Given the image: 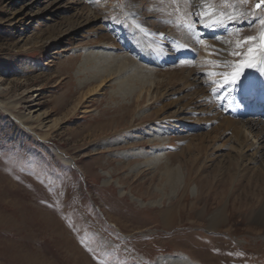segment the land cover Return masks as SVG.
I'll return each instance as SVG.
<instances>
[{
  "label": "rangeland",
  "instance_id": "obj_1",
  "mask_svg": "<svg viewBox=\"0 0 264 264\" xmlns=\"http://www.w3.org/2000/svg\"><path fill=\"white\" fill-rule=\"evenodd\" d=\"M11 1L0 0V101L14 104L15 115L36 111L44 115L40 122L46 128L54 120L58 126L42 139L45 128H35V137L0 110V264H178L182 259L190 264H264V224L248 217L264 202V172L239 153L214 148L225 144L215 135L229 131L225 118L236 120L225 114L220 101L227 100V90L209 100L197 96L204 114L192 113V124L184 116L181 121L187 124L182 125L169 118L174 109L166 108L170 98L155 99L148 86L149 75L196 69L203 72L200 87L214 89V78H222L216 52L205 53L211 69L200 70L197 58L204 55L199 40L218 42L221 52L260 48L264 10L253 13L257 0L246 5L228 0L233 7L227 8L222 0H181L180 12L172 0H63L53 8L45 0ZM85 8L93 9L99 21L84 17L86 10L80 9ZM200 9L223 10L236 21L214 17L227 18L222 24L229 26L223 30L217 24L218 33L209 39L198 27L213 20L201 19ZM129 10L146 33L144 40L164 42L170 29L171 55L184 49L194 55L168 62L170 53H156L165 61L155 68L144 62L155 53L138 55L129 48V54L119 53L130 60L129 72L126 68L118 76L120 83L106 82L88 96L106 75L102 73L116 68L117 60L100 58L99 38L124 39L111 16ZM190 11L195 14L188 16ZM170 21L191 23L192 35ZM248 36L257 39L249 45L243 42ZM233 63L226 61L227 73L237 66ZM162 195L168 197L160 208L147 205ZM212 217L220 220L215 229L208 227Z\"/></svg>",
  "mask_w": 264,
  "mask_h": 264
},
{
  "label": "bare ground",
  "instance_id": "obj_2",
  "mask_svg": "<svg viewBox=\"0 0 264 264\" xmlns=\"http://www.w3.org/2000/svg\"><path fill=\"white\" fill-rule=\"evenodd\" d=\"M17 1L18 0H12L11 3H16ZM62 1L63 0H45V2L47 3V6H50V8H53L54 6H56L57 4H59ZM30 2H32V1H30ZM24 5H25V3H24ZM58 9L59 8L56 7L54 10H52L50 12V14L51 13L52 14L55 13V15H56V12H57ZM112 9L114 10L115 8L112 7ZM84 10H86V8L85 9H82V10L80 9V13H83L82 11H84ZM106 10H108V9H106ZM121 10L122 9H119V10L117 9V13L119 11H121ZM133 10H134L133 12H135V17L136 18H140V17H138V12L140 11L139 8L135 7V8H133ZM19 11H20V9H19ZM38 11H42V10H38ZM92 11H93V9H92ZM92 11L89 10V9H87L83 13L84 14V17L87 16V17L90 18V20H92L94 22H98L99 21V16H97L94 13H92ZM130 11L131 10H129V13H122L121 15L119 14L120 15L119 16L120 17V20L121 21L124 20L125 14H130L129 15L130 21L132 23H134L135 25H138L137 22H136V19H135V21L132 20L131 17L133 16V14H131ZM114 12H115V10H114ZM16 13L17 12H15L14 14H16ZM100 13H102V12H100ZM110 15H111V13H110ZM100 16H102V14ZM30 18H31V16H30ZM111 19H112V16H111ZM226 19L227 18H223L221 20L224 22V21H226ZM242 20H245V19L242 18ZM234 21H236V18L234 20H232V22H234ZM149 24L150 23L147 22V25L148 26H149ZM239 24H241V23H239ZM117 25H119V28H120L118 31H120V30L123 31V33H124V35H123L124 36V39L121 38V37H123L122 35L120 37L122 40L119 39V38L117 39L116 36L113 37L111 35H101L100 38H99V40L101 42V47H102V50L99 53L100 58L101 57L102 58H105V60L107 58L108 59H111V60H117V61H115L116 62V68L113 69V70H110L109 72H106V73L103 72L102 73L103 76H104V74H106V75L104 76L103 79L100 80V82L98 83V85L96 84V86L94 88H92L91 90L88 91V93H87L88 96L89 95L90 96H93L94 94H97L98 92H100L101 89H102V87L104 85H106V82H110L111 80H113V81H117L118 84L120 83V81H119L120 80V77H118V76H119V74L122 71H123V73H125L124 70L126 68H127L126 71H128V68L130 69V67H129L130 60L129 61L126 60V59H129V58H126V56L124 57L123 54H120L119 55V53H126V54L128 53L129 54V52H128V49L129 48L131 49V51H134L133 53H136V54L138 53V55H139V53H153V54L154 53L155 54L156 53H163V55H164V53H168V54L170 53L169 56L171 55V52H172L171 48L172 47H171L170 43L172 42L173 38H172V35L169 34V32L171 31L169 29L170 27H168V29L170 31L167 30V33L164 35V38H163V41L164 42H158L157 40L156 41H153L151 39L144 40V38H146L145 37L146 35L145 36H142V35H144L145 32H142L141 33L139 31V27H134L133 24L129 23V20H127L126 23H117V22H115L114 27L115 26L117 27ZM223 25L224 24H222V27H220L221 29L226 28L227 26H229V24H226L224 27H223ZM230 25H233V24H230ZM234 25H237V24H234ZM216 26H217V24H213L211 22V20H209V21H203V22H201L199 24L198 29L201 30V31H204V35L203 36H206V33H208V34H210L212 36V35H215V34L218 33V31H216L217 28H215ZM126 28H128V29H126ZM262 31H264V28L262 29ZM178 37H179V35H178ZM175 39H177V38H175ZM179 39H178V41H179ZM192 39H194V38H192ZM185 40H187V39H185ZM235 42H238V40L235 41ZM188 43H186V44H188ZM191 43L189 44L190 47H191ZM205 43H203V45L199 49L201 51L203 50L204 57L199 56L197 58V64H198L199 69L200 68L201 69H207L208 67L210 68L211 65H212L211 64L212 62L206 60V59H209V56L207 54H205V53H209L210 52L212 54V52L215 50V52H216V53H214L215 54V57L214 56L213 57H214V59L216 61V63H215L216 66L219 65L218 66V69H216V70H219L220 73L219 72L218 73L222 77L221 78L222 80L219 79L218 76H217V78H214L215 76L214 77H211L212 79L214 78V80L215 79L217 80L216 83L213 81L215 83V86H216L214 89L205 90L204 89L205 88V85H204V88H201L200 86L203 84V82L201 80L200 75L203 72L201 73L200 71H198L196 69H191L190 71L189 70H185L186 74H182L181 72H172V74L170 76H168L166 73H162V74L161 73H158L157 74L155 72H152V73H155L154 74L155 76L154 75L153 76H150L148 74L149 75L148 77H150V78L152 77L151 78L152 80H150V82L148 81L149 84H150V85H148L149 88L150 89L152 88L151 93L153 95H155V99H159V98L160 99L161 98H163V99L170 98L168 100V103L166 104V108L171 109L172 107H174V109L171 110V113L169 115V118H171V120L174 119L175 122L177 121L178 123L181 124L183 122V121H181L183 119V117L184 116H187L188 117V118L186 117L187 118V122L189 121V122H191L190 124H192V122H194V119L193 118H189V116L192 113H201V115L204 114V113H202V110H201L202 107L197 104V100H196L197 96H201L202 98L208 97V100H209V98H211V97H216V96L219 97V92L218 91L220 89H226L227 90V93H228V98L229 99L227 98V100H226L225 97H224V99L220 97L221 98L220 101L223 104L225 114L227 116L234 117L236 120L229 119V118H225V122L230 127L229 131L226 130L224 133L218 132L217 134H215L216 137H217V140L220 139V141H221V140L225 139V141H224L225 144L222 143L220 146L218 145V146H216L214 148L216 149V148H219V147L221 148L222 147V148H225V150H228L229 152L231 151V152L239 153L242 156V158H246L247 159L248 164H255V165L259 164V168H261L262 171L264 172V118H262L259 115L253 117V113H258V111H263L264 110V74H261V70H264V52H262L260 50V48H258V46L256 45V46H252V48L255 49V51H253L252 53L249 54L248 53V50L246 49V50H244V51L241 52V55L242 56L238 55L237 56L238 59H236V55H232L231 50H229L230 48L229 49H225L223 52H221V44H218V42L211 41L209 43H206V44ZM110 45H112V46L109 47ZM237 45H238V43H237ZM222 48H224V47H222ZM112 50H114V52ZM116 53H118V54H116ZM218 53H222V57H219ZM192 55H194V53L188 51L187 49H184L183 52L182 51H175L173 53V55H171L170 58L168 57V59H167V57L165 58V56H164V58L167 59L168 62H176V61H178L179 58H181L182 61H187L188 58H190ZM140 56H142V55H140ZM213 57H212V59H213ZM253 57H254V59H253L252 62L254 64V67H252V68H244L243 71L241 72L239 78L237 79L238 80V83L236 85L234 83L227 82V80L225 79V77H227L228 80H230L232 74L239 69L240 65L242 63H244L245 61H247L248 59L253 58ZM141 59H143V58H141ZM232 59L234 60V63L232 65L235 64L237 66H233L232 68L230 67L232 70L229 73H227L226 72V67L228 65L226 66V61H231ZM148 60H150L149 57L144 62L147 63V64H150V65H153L155 68H158L160 66V62H164L165 61V60L163 61V60L159 59L158 54H156L155 56H153L151 58L150 62ZM103 63H105V62H103ZM105 64H104V66H105ZM143 64L144 63H142L141 65H143ZM213 64H214V62H213ZM134 65H136V64L134 63ZM107 67L106 68L104 67V68L107 69ZM100 69H99V73H100ZM142 69H140V70H142ZM227 69H229V66L227 67ZM143 70H145V69H143ZM143 70H142V73H143ZM152 71H154V70H152ZM101 72H102V70H101ZM145 72H148V71H145ZM149 73H151V72H149ZM213 73H214V71H213ZM127 76H129V75H127ZM127 76L125 75V77H127ZM135 76H139V75H135ZM141 77H143V75ZM139 79H141V78L139 77ZM142 80H145V79L142 78ZM124 82L126 83V81H124ZM130 82H132V81H130ZM176 83L177 84H180L179 85L180 88L170 90L169 87H166L167 85L173 86ZM181 84H183V85H181ZM123 85H125V84H123ZM121 87H123V86H121ZM129 87H130V85H129ZM145 87H146V85H145ZM145 87H143V88H145ZM206 87H207V85H206ZM124 89H126V88H124ZM150 89L148 90V92H150ZM140 91H141V87H140ZM227 93L225 92V94H227ZM142 94H143V92H142ZM142 94L141 93L138 94L139 97H137V99H139ZM220 94H222V93H220ZM224 95H222V96H224ZM204 102L205 101H203V103ZM201 103H202V101H201ZM208 104H210V103H208ZM221 109H222V107H221ZM0 110H2L4 113H6L7 115H9L11 118H13L16 121V123H18V125L20 127L24 128L27 131H29L30 133L34 134L35 137H38L37 134H36V132H35V130H34L35 128H37V129H42V128L44 129L45 128V130L47 131V133H44V136L41 137L42 139H44V137H47L48 133L52 132L53 129L58 126V125H56V123L58 121L57 120H54L53 122H51L49 124L47 123L48 125H47V128H46L45 127L46 126V123L40 122L41 119H42V117L44 115L42 113L39 114L36 111L33 112V113H37L35 115L34 114L33 115H29V114H24V113H20L18 115H15L13 112H15L16 106L14 104H12V103H2L0 101ZM221 111H219V112H221ZM209 112H210V110H209ZM219 115H220V113H219ZM199 119H201V122H202L204 120V117L201 116V117H199ZM34 123H37V125L34 126ZM183 124L185 125L187 123L186 122H183L182 125ZM188 125H189V123H188ZM222 127H223V125H222ZM217 129L218 130L219 129L222 130L221 127H219V128L217 127ZM150 130H151V133H149V134H152L153 133L152 128H150ZM251 130H255L258 133L257 135H259V136L255 135V134L253 135V133L251 132ZM209 137H210V134H209ZM229 143L230 144H234V145H228ZM139 155H140V153H139ZM223 159H224V161L226 160L229 163V160L226 157H224ZM145 167H149V165H145ZM179 178H180V176H179ZM108 183H109V181L106 182L107 185H108ZM123 194H124V191L121 192V195H123ZM256 196H258V195H256ZM165 197H168V196H165V195L163 196L162 195L159 200H157L155 202H150L147 205L152 206V207L157 206V207L160 208L162 206V200H163V198L165 199ZM141 205L143 206L144 204H141ZM248 217H249L250 220L253 219L252 223L253 222H255V223L261 222L262 225H263L264 224V202L261 205L260 204L257 205V208L255 209V211L251 212ZM216 218L217 217H215V218L212 217L211 219H209L210 220V222L208 223L209 224L208 225L209 229L214 228L220 222V220H217ZM162 219H163V223H164L165 222L164 216L162 217ZM263 229H264V227H263ZM177 263L178 264H190V261L189 260H186L185 261V260L182 259V260H179Z\"/></svg>",
  "mask_w": 264,
  "mask_h": 264
},
{
  "label": "snow or ice",
  "instance_id": "obj_3",
  "mask_svg": "<svg viewBox=\"0 0 264 264\" xmlns=\"http://www.w3.org/2000/svg\"><path fill=\"white\" fill-rule=\"evenodd\" d=\"M223 2V6L224 8H227V7H233L229 2L228 0H222ZM239 2L241 4H248L249 0H239ZM172 3L176 5V8H175V11L176 12H180L182 9L180 8V3H181V0H172ZM121 8H123L124 6L121 5L120 6ZM189 7H191V5H189ZM259 10H264V0H257V2L255 3V5L253 6V13H255L256 11H259ZM200 18L201 19H212L213 20V23H216V24H222L223 21L222 20H215L213 19L214 17L216 16H227L229 18V20H234L235 19V16L227 13L226 11H223V10H220V11H212V12H208L206 9H200ZM195 12H192L190 11L187 15L188 16H192L194 15ZM129 15L130 14H125L124 16V20L121 21L120 20V17L119 16H113L112 19L117 22V23H126L127 20L129 19ZM240 15H243V13H240ZM133 21H135V17L132 16L131 17ZM170 23H174L176 24V27L178 28H183L189 35H192V32H193V28H192V24L191 23H186V24H180V23H176V21H170ZM259 24L262 26V28H264V18H261L259 20ZM136 27H140V25H135ZM161 37L163 36V34H160ZM257 37L255 36H248V37H245L244 38V43H249V42H254L256 41ZM260 41H261V47H260V50L262 52H264V31H261L260 33ZM200 43H204L203 39H200L199 40ZM253 51H255V49L249 47L248 48V53H252ZM241 53H232V55H240ZM253 58H250L248 59L247 61H245L244 63H242L239 67V69L237 71H235L232 76H231V79L228 80L227 77H225V79L227 80V82L229 83H235L236 80L239 78L241 72L243 71L244 68H252L254 67V64H253ZM219 65H217L218 67ZM261 74H264V70H261Z\"/></svg>",
  "mask_w": 264,
  "mask_h": 264
}]
</instances>
